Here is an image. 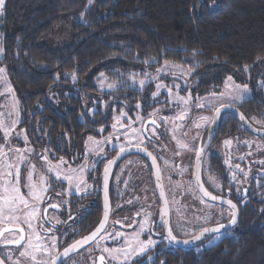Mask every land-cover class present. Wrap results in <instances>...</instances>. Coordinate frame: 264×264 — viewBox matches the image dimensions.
<instances>
[{"label": "trees", "instance_id": "trees-1", "mask_svg": "<svg viewBox=\"0 0 264 264\" xmlns=\"http://www.w3.org/2000/svg\"><path fill=\"white\" fill-rule=\"evenodd\" d=\"M62 20L71 22L69 44H41ZM0 35V67L21 107L19 127L33 147L56 156L106 133L123 110L145 115L153 87L131 79L163 65L177 66L199 96L218 91L228 77L246 85L249 98L235 106L264 129V0H5ZM102 80L112 89H101ZM220 125L228 130L223 137L248 136L232 116ZM220 142L216 163L208 164L217 180L226 177ZM237 177L238 222L215 244H166L133 264H264V190L253 192L257 178L238 185Z\"/></svg>", "mask_w": 264, "mask_h": 264}, {"label": "flooded vegetation", "instance_id": "flooded-vegetation-1", "mask_svg": "<svg viewBox=\"0 0 264 264\" xmlns=\"http://www.w3.org/2000/svg\"><path fill=\"white\" fill-rule=\"evenodd\" d=\"M177 81L182 85L179 78H177ZM196 96L203 97L204 95ZM185 100L187 103L184 102ZM195 103L197 102L194 99H184L180 104L167 103V100L162 99L160 101H150L145 115L140 110L126 113L131 119L136 115H140L143 124L145 121H150L144 129L143 124L135 126L133 139H131L132 143L123 146L125 148L136 147L137 144L134 143L138 140L137 143L140 144V148L147 150L156 158L169 206V227L173 229V234L177 236V239L190 238L191 234L198 233L201 227L216 225L217 220L214 219L218 216L220 217L218 218L219 222L223 224L231 218V212L227 208L204 201L195 189L192 180L193 161L198 143L200 141V148L204 145L209 126L204 131L196 132L191 131L189 128V130L186 129L183 132L182 129L163 125L161 118L159 121L156 120V116L170 108H177L179 111L188 109L191 112L196 108ZM161 104H164V106L159 108ZM214 111L213 108V111H211L212 117ZM224 115L229 114L223 113L220 115L217 133L204 153L201 180L204 188L211 195L233 202V161L229 158L230 152L220 149V156L223 157L224 166L226 167L225 178L222 177L217 180L208 167L209 163H216L217 161L218 153L215 149L217 141L220 140L222 143L232 138L231 136L223 137V135L228 134L227 127L220 125ZM153 120L155 125L151 123ZM106 133L98 137H104ZM248 136L256 138L249 134ZM98 137L92 136V138ZM259 140L264 142V139ZM140 141H143V143H140ZM181 144H186L187 147L182 148L180 147ZM103 146H105L103 149L101 148L90 154L85 152L82 142L79 147L73 149L66 156H56L46 148L33 147L37 153L45 152L49 162L57 163L60 161L68 167L69 171L73 168H83L82 175L76 178L77 181L72 179L69 182L64 179H56V177H48L47 179V191L43 192L44 195L38 205L40 211L36 215L37 224L34 232L41 236V240L37 242L35 238L32 239L33 244L39 243L51 250L50 255H46L43 251L35 253L37 260L43 262V264H50L51 256H56L66 246L89 234L99 223L103 213L101 192L103 172L108 161L118 153L122 145L104 144ZM257 182H259L258 186L254 188L257 191L253 190L255 194H259L260 189L264 190V176L259 177ZM77 185H79L81 191L76 190ZM243 190H245L244 198H242ZM246 193L247 189L242 188L240 191L242 200L246 198ZM108 198L110 211L104 231L92 244L77 254L68 257L61 264H101L100 256L105 257L106 255L103 249L121 248L126 239H130L135 233L140 232L142 223L145 230L141 233L140 240L147 241L150 238L155 242L145 253L159 247L164 248L168 244L161 227L160 204L153 185L152 171L142 156L128 154L117 162L110 176ZM50 204H56L58 207L52 208L49 206ZM172 210L173 213L178 214L191 213L195 217L204 210L209 214L206 217H211V219L201 227H191L192 230L188 232L189 235H185L184 228L178 227L181 221L172 218ZM145 221L147 222L145 223ZM6 228L12 229V231L4 232V235L0 236V259L5 264H37L30 256L20 255L21 251L27 249V233L31 228L24 223H9L8 219L4 218L2 224H0V230ZM18 228L25 230L26 237L25 241H22L19 246L9 243L11 240L18 239L16 231ZM116 233H122L123 235L117 236ZM213 237L203 242L209 241ZM53 238L55 239L53 240ZM53 242H55L54 250H52ZM134 244L135 242H133ZM27 250L29 252L33 251L32 249ZM138 258L131 259L124 264H133ZM111 260L114 261L112 258ZM104 264L112 263L110 261L106 263L105 257Z\"/></svg>", "mask_w": 264, "mask_h": 264}, {"label": "rangeland", "instance_id": "rangeland-1", "mask_svg": "<svg viewBox=\"0 0 264 264\" xmlns=\"http://www.w3.org/2000/svg\"><path fill=\"white\" fill-rule=\"evenodd\" d=\"M70 24L69 20H62L60 24L52 31V33L44 36L40 43L47 46L50 49H55L69 44L71 40L70 35ZM2 58V48H1V35H0V60ZM5 69L4 67H0ZM162 69V71H158ZM154 71H145L143 77L131 79V84H134L138 88H143L148 83L153 87L152 93L150 95L151 101H160L167 100V103H182L184 99H194L196 108L190 112V110L179 111L177 108L166 109L160 115L156 116V120L159 121L161 118L163 120V125L168 127H176L182 129L183 132L189 128L191 131H204L206 127L209 126L210 122H205L201 118L209 117L211 118V111H213V105L215 106H225V105H235L240 104L247 98H249V91L243 90V85H240V89H235L234 85H239L229 81L228 78L224 81L223 86L216 92H210L203 97H198L191 92L189 83L186 82L187 78L185 73L179 72V68L173 65H163ZM175 74L182 76L179 83ZM132 78V77H131ZM144 81L143 87L140 85V81ZM157 84H160L161 87L157 90ZM228 85L226 88L225 85ZM178 86V87H177ZM100 88L103 90L112 89V86L107 84L104 80L100 83ZM185 88V90H184ZM10 89V90H9ZM171 89V92H169ZM243 92V99H234V97L240 96ZM224 95H221V94ZM183 98V99H181ZM198 104H203L204 107H198ZM161 107L164 104L159 105ZM181 114H186L184 119H178ZM21 120V107L20 104L14 95V92L11 88V85L8 80L7 71L5 69L4 73H0V185H3L7 180H12V176H6L8 171H13V169H8L5 167L6 164L11 163L15 167L20 169L21 174V192L26 195V198L30 201V206L34 205L38 208L40 201L32 200L31 197L27 196L28 188L24 186L27 184L26 177L31 174L32 182L38 184L40 188L47 187L48 177H56L57 172L61 174V177L65 175H72L73 180L77 181L76 178L82 175V167L77 169L73 168L69 171L68 167L65 166L62 162L58 161L57 163L49 162L47 154L37 153L31 143L28 140L24 128L19 127V122ZM140 115L134 116L131 119L126 115L123 110L117 117H114L110 123L109 130L107 131L104 137L92 138L89 140V137L83 141V147L86 153L96 152L99 149H103L104 144L110 145H125L131 142L133 139V132L135 131V126L142 125ZM199 124V127H197ZM115 125V127H113ZM5 131L8 132L7 138L5 137ZM196 139V137H195ZM229 143H225V142ZM220 142L219 149L227 150L230 152L229 158L233 161L232 167V176L237 174L241 175V178L236 179L238 185L242 181L247 182L253 178H259L264 176V142L259 139L252 138L249 136H243V138L238 139V137H232L228 140ZM135 141L134 144H138ZM132 143V142H131ZM19 149V153H17ZM20 156L24 157V160L19 159ZM237 165L239 167H237ZM33 166H35L33 170ZM52 169V171H49ZM43 178V180H42ZM63 179V178H61ZM166 182V180H165ZM167 183V182H166ZM2 191V189H0ZM44 193L41 194V199ZM30 211L29 209H24L23 206H20L17 215L20 217L19 224H25L28 227V224L24 222L23 217L26 213ZM176 214V216H175ZM209 216L207 212L202 210V213L198 214L196 217L191 213H173L172 218L175 220L181 221L180 225L183 226L184 230L189 232L193 226H203L205 224V217ZM7 218V217H5ZM202 218V219H201ZM3 221H0L2 224ZM31 230H28L27 236H31L32 239L35 238L34 232L36 231L37 220L36 217L31 219ZM222 235V234H221ZM221 235H217L206 242L203 247H209L212 244H215ZM218 237V238H216ZM144 241V240H143ZM123 242V246L125 245ZM136 246L135 244L133 245ZM121 247V248H122ZM152 246L148 247L151 248ZM114 249V248H112ZM147 251V250H146ZM145 251V252H146ZM135 255L130 257L129 260L141 257L145 253ZM39 253V252H36ZM106 263L110 261L112 264H124L122 253H107ZM117 257L113 259V257ZM111 258L114 260L112 262ZM43 259V258H42Z\"/></svg>", "mask_w": 264, "mask_h": 264}, {"label": "snow or ice", "instance_id": "snow-or-ice-1", "mask_svg": "<svg viewBox=\"0 0 264 264\" xmlns=\"http://www.w3.org/2000/svg\"><path fill=\"white\" fill-rule=\"evenodd\" d=\"M89 2L91 3V0H89ZM5 6V0H0V14H2V10ZM167 63V62H166ZM158 71H162V69H158ZM5 69L0 68V73H4ZM103 75V74H102ZM73 80H75V76L72 77ZM228 80L231 81L232 78L228 77ZM140 85L141 87H143L144 85V81L141 80L140 81ZM161 87L160 84H157V90H159V88ZM178 87V86H177ZM225 87L227 88L228 85L226 84ZM235 89H240L241 86L240 85H234ZM10 90V89H9ZM243 90L246 91L247 90V86H243ZM169 92H171V89H169ZM221 95H224L223 93ZM243 92L241 93L240 96L234 97V99H243ZM183 99V98H181ZM185 103H187V101H184ZM198 107H204L203 104H198ZM223 106V105H221ZM217 114L218 118L220 116V107H217L215 105L212 106ZM186 114H181L179 117H177L178 119H184ZM203 121L205 122H211L212 119L215 118H209V117H202L201 118ZM241 119H243V117L241 116ZM151 123L153 125H155V121H151ZM0 127H2V125H0ZM113 127H115V125H113ZM197 127H199V124H197ZM8 136V132L5 131V137L7 138ZM89 140H92V137H89ZM140 143H143V141H140ZM225 143H229V142H225ZM137 149L139 150L140 144L136 145ZM180 147L182 148H186L187 145L186 144H181ZM17 153H19V149L16 150ZM119 151L121 153H123L125 151V146H121ZM148 156L152 157V154L150 152L147 153ZM197 156L199 157V153H197ZM19 159L21 161L24 160L23 156H20ZM45 159H47V157H45ZM152 162H153V166H156V158L152 157ZM112 161H109V164H111ZM6 168L8 169H13V171H8L6 173V176H12L13 179L12 180H7L3 185H0V189H2V191H0V221H3L5 217H7L8 222L9 223H19L20 222V217L17 215V212L20 209V206L22 205L24 209H29L30 211L26 213L25 215V219L24 222L28 224V227L31 228V219L35 218L37 213L40 211L39 208H37L34 205L30 206V201L28 198H26V195L23 194L21 192V174H20V169L18 167H15L13 164L8 163L5 165ZM237 167H239L237 165ZM35 166H33V170H34ZM49 171H52V169H49ZM108 171L109 169L106 167L105 168V181H104V190H105V221L107 220V216H108V212H107V181H108ZM63 178L64 180H67L69 182H71V180L73 179L72 175H65L63 177H61V174L59 172H57L56 174V179H61ZM159 179V176H158ZM27 180V184H25L24 186H26L28 188V193L27 196L31 197L32 200H37L40 201L41 200V194L43 192L47 191V188H40L38 186V184H35L32 182V175L29 174L26 177ZM43 180V178H42ZM197 181L199 182V176H197ZM81 182H82V178H81ZM77 191H81V188L79 187V185H77L76 188ZM201 191L204 192L205 196H209L210 194L205 191L203 189V187L201 186ZM161 196H163V192H161ZM212 200H216L217 197L216 196H211L210 197ZM203 202V201H202ZM227 203L230 205L231 209H235L236 205L232 203L231 200H228ZM52 208H56L58 207V205L56 204H50L49 205ZM221 217H222V213H221ZM230 220H229V224L235 226L237 224V216L235 211H232L230 213ZM211 219V217H205V223H207L209 220ZM147 221H145L146 223ZM165 225H167V221H164ZM216 227H201L198 230V233H193L191 234V238L192 240H201L206 233H212V234H217L220 233L221 229L225 228V224L220 223L219 219H217L216 221ZM105 227L104 222L102 221L99 225V227L93 232L91 233L90 236L85 237L83 240L81 241H77L75 245H72L71 248L75 249V247L77 245L82 246L84 243H87L88 241L94 239ZM178 227H183L182 225H178ZM144 224L142 223L140 226V232H137L134 234L133 237H131L130 239H126L125 240V246L122 248H114V249H110V248H104L103 251L107 252V253H122L123 255V260L125 262L129 261L130 257H133L135 255H139L143 252H145L148 247L153 246L154 245V241L151 240L150 238L147 241H142L140 240V235L141 233L144 231ZM12 229H3L0 230V236L4 235V232H11ZM18 233V239H14L9 241V243H13L15 245H20L22 241H25L26 237H25V230L23 228H18L17 230ZM185 235H189V233L187 231L184 232ZM109 235H111L109 233ZM117 236H121L123 235L122 233H116ZM35 240L37 242H39L41 240V236L39 234H35ZM167 238L169 239L170 242H176V243H184V244H188L190 241L188 239H184L182 241L177 239V236L173 234V229L171 227L167 228ZM218 238V237H216ZM55 238H53L54 240ZM133 242H135V247L133 246ZM27 249H32V252H29ZM27 249L25 251H21L20 255L21 256H30L31 259L35 262H37V264H43V262H40L37 260V256L35 255L36 252H40L43 251L46 255H50L51 250L48 249L47 247L37 243V244H33L32 243V237L29 236L28 237V244H27ZM55 249V242H53L52 244V250ZM69 252V249H65L64 250V255L66 256ZM117 257H113V259H115ZM58 259H62V257H58V256H51V260H50V264H57V260ZM100 261L101 264H104L105 261V257L103 255L100 256ZM0 264H4V262L2 260H0Z\"/></svg>", "mask_w": 264, "mask_h": 264}, {"label": "water", "instance_id": "water-1", "mask_svg": "<svg viewBox=\"0 0 264 264\" xmlns=\"http://www.w3.org/2000/svg\"><path fill=\"white\" fill-rule=\"evenodd\" d=\"M223 113H227L229 115H231L236 121L237 123L240 125V127L249 135L259 138V139H264V129H258L253 127L247 120L246 118L243 116V114L239 111V109L235 106L232 105H225V106H220V115ZM241 116L243 117V119H241ZM217 117L216 112L214 111L213 113V117L215 119H212L211 124L208 127L207 130V135H206V140L204 145L200 148V141L198 143V147H197V151H196V156L195 159L193 161V169H192V180L194 183V187L197 190V192L199 193L200 197L211 204L214 205H218L224 208H227L228 210H230V212L235 211L236 216H237V222H238V218H239V214H238V210H237V206L235 209H231L230 205L227 203V199L224 198H218L216 200H212L210 197L213 196L211 195L203 186L202 180H201V166H202V160H203V156L204 153L206 151V149L208 148L209 144L211 143V140L213 139V137L216 135L217 133V129H218V121H219V117ZM148 122L150 121H145L143 124V129L149 124ZM148 151L140 148L139 150L137 149V147H128L125 148V151L123 153H121L120 151H118V153L109 161H112L111 164H109V161L106 165V167L109 169L108 171V181H107V212H108V216H109V211H110V207H109V198H108V185H109V180H110V176L112 173L113 168L115 167V165L117 164V162L123 158L124 156L128 155V154H136L139 156H142L147 163L149 164L151 171H152V176H153V185H154V189L156 192V195L158 197L159 200V204H160V220H161V227L163 229V232L165 234V237L167 239V242L170 246L177 248V249H190L193 248L195 245H197L200 242H203L205 240H208L209 238L213 237V236H217V235H221L224 233L229 232L232 228H234L235 226L230 225L229 221L227 223H225V228L221 229L220 233L217 234H212V233H206L205 236L201 239V240H192V238H187L190 242L188 244H184V243H176V242H170L169 239L167 238V228L169 227V206H168V202L164 193V189H163V183H162V179H161V174H160V170H159V166L157 164L156 161V166H153V162H152V157L147 155ZM197 153H199V157L197 156ZM105 167V168H106ZM159 176V179H158ZM197 176H199V182L197 181ZM104 181H105V170L103 172V177H102V183H101V192H102V202H103V213H102V217L99 221V223L97 224V226L87 235L77 239L76 241H74L73 243H71L70 245L66 246L64 249H62L56 256L58 257H62V259H58L57 260V264H61L65 259H67L68 257L77 254L78 252H80L81 250H83L84 248H86L87 246H89L90 244H92L98 237L99 235L104 231V229L92 240L88 241L87 243H84L82 246L77 245L75 247V249H72L71 246L75 245L77 241H81L83 240L85 237H88L91 235V233H93L100 225V223L103 221L105 226L107 224L108 221V216H107V220L105 221V190H104ZM201 186L203 187V189L205 191H207L210 195L209 196H205L204 192L201 191ZM161 192H163V196H161ZM245 190H243L242 192V198L245 197ZM233 203V202H232ZM234 204V203H233ZM164 221H167V225H165ZM217 225H213V226H209V227H216ZM180 241L184 240V239H178ZM65 249H69L68 254L65 256L64 255V250ZM1 260V259H0ZM5 264V263H4Z\"/></svg>", "mask_w": 264, "mask_h": 264}, {"label": "bare ground", "instance_id": "bare-ground-1", "mask_svg": "<svg viewBox=\"0 0 264 264\" xmlns=\"http://www.w3.org/2000/svg\"><path fill=\"white\" fill-rule=\"evenodd\" d=\"M211 124V123H210Z\"/></svg>", "mask_w": 264, "mask_h": 264}]
</instances>
